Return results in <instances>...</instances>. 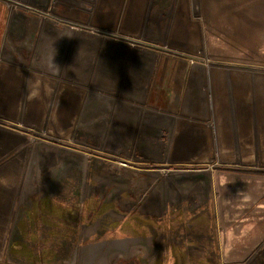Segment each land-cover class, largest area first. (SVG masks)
<instances>
[{"label":"rangeland","instance_id":"rangeland-1","mask_svg":"<svg viewBox=\"0 0 264 264\" xmlns=\"http://www.w3.org/2000/svg\"><path fill=\"white\" fill-rule=\"evenodd\" d=\"M165 1L0 0V264H264V166L150 98L250 65L264 138V0Z\"/></svg>","mask_w":264,"mask_h":264},{"label":"crops","instance_id":"crops-1","mask_svg":"<svg viewBox=\"0 0 264 264\" xmlns=\"http://www.w3.org/2000/svg\"><path fill=\"white\" fill-rule=\"evenodd\" d=\"M182 2L185 4V0ZM165 4L179 5L181 0H167ZM219 66L214 79L212 73L207 72L204 62L183 60L179 66L170 64V71L177 70L171 72V80L163 83L157 74L158 79L150 83L156 86L152 88L150 98H155L152 103L157 102L151 106L162 110L167 108L171 119L182 118L188 125L193 124L192 127L198 128V134L202 133L201 130L204 131L205 137L210 134L212 141L216 137L220 145L217 149L224 153L223 161H220L222 165L250 166V162H253L264 166V161H251L255 157L252 150L264 149L263 143L262 147L254 144L262 142L264 138L261 134H256V126H250V65L236 67L237 72L227 69L225 65ZM208 83L212 89L210 93L207 92ZM211 99L212 105L208 106L207 100L210 102ZM211 110L214 122L206 121ZM257 112L260 111H253L252 114L259 116L260 113ZM263 125L260 121L257 126ZM195 128L188 129L190 131L185 133L195 134Z\"/></svg>","mask_w":264,"mask_h":264},{"label":"clouds","instance_id":"clouds-1","mask_svg":"<svg viewBox=\"0 0 264 264\" xmlns=\"http://www.w3.org/2000/svg\"><path fill=\"white\" fill-rule=\"evenodd\" d=\"M55 55H56V54H55ZM55 55H52V56L49 57V59H48V65H47L48 68H49L50 70H53V73H54V74H55L56 72H58V71H59V68H60V66H59L58 64L54 63V57H55ZM49 91H51V90L49 89ZM37 95H38L37 90L33 89V90H31V91L29 92V96H28V98H29V99H33V98H35Z\"/></svg>","mask_w":264,"mask_h":264}]
</instances>
